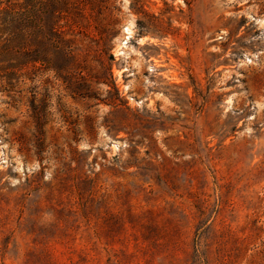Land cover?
Instances as JSON below:
<instances>
[{
	"label": "rangeland",
	"instance_id": "1",
	"mask_svg": "<svg viewBox=\"0 0 264 264\" xmlns=\"http://www.w3.org/2000/svg\"><path fill=\"white\" fill-rule=\"evenodd\" d=\"M77 4L72 68L0 89V264H264V0Z\"/></svg>",
	"mask_w": 264,
	"mask_h": 264
},
{
	"label": "trees",
	"instance_id": "2",
	"mask_svg": "<svg viewBox=\"0 0 264 264\" xmlns=\"http://www.w3.org/2000/svg\"><path fill=\"white\" fill-rule=\"evenodd\" d=\"M77 2L0 0L1 92L10 95L20 82H34L46 72L60 78L63 71L72 68L81 28ZM114 9L119 13L117 7ZM107 76L111 82L107 78L99 81L105 84L109 95L113 93L107 104L116 107L123 99L110 68H107Z\"/></svg>",
	"mask_w": 264,
	"mask_h": 264
},
{
	"label": "bare ground",
	"instance_id": "3",
	"mask_svg": "<svg viewBox=\"0 0 264 264\" xmlns=\"http://www.w3.org/2000/svg\"><path fill=\"white\" fill-rule=\"evenodd\" d=\"M127 35L129 34L130 35V29H127ZM127 40V37H125V39H124V41H126Z\"/></svg>",
	"mask_w": 264,
	"mask_h": 264
},
{
	"label": "water",
	"instance_id": "4",
	"mask_svg": "<svg viewBox=\"0 0 264 264\" xmlns=\"http://www.w3.org/2000/svg\"><path fill=\"white\" fill-rule=\"evenodd\" d=\"M125 37H127V33H125Z\"/></svg>",
	"mask_w": 264,
	"mask_h": 264
}]
</instances>
